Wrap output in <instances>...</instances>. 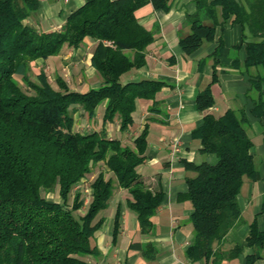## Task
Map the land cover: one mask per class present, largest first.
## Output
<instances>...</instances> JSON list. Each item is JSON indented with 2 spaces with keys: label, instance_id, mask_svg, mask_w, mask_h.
<instances>
[{
  "label": "trees",
  "instance_id": "1",
  "mask_svg": "<svg viewBox=\"0 0 264 264\" xmlns=\"http://www.w3.org/2000/svg\"><path fill=\"white\" fill-rule=\"evenodd\" d=\"M195 3L196 13L188 16L190 33L179 40L182 52L191 55L205 42L214 41L217 28L228 22L241 26L244 67L247 71L257 69L250 79V114L264 121V0ZM148 4L157 11L170 10V0H86L60 31L41 32L24 23L39 9L40 0H0V264H89L86 258L98 253L95 235L104 223L99 215L108 208L115 185L128 192L131 199L127 206L137 215L141 232L153 231L152 218L165 194L154 191L138 172L146 161L148 125L131 147L110 139L104 128L75 131L73 115L82 110L92 120L97 108L106 103L104 126L118 120L120 131L126 133L134 124L138 100L152 101L150 112L157 111L156 97L165 82H122L125 74L146 66L147 49L156 40L158 31L146 29L136 16ZM87 38L96 43L92 66L103 79L101 87L85 93L72 91L57 77L60 89L56 90L44 70L36 81L31 80L33 62L58 56L66 45L77 49ZM226 52L219 39L216 51L200 61L201 67L214 59V71L211 82L197 95V110L204 118L192 133L200 141V153L216 156L217 162H183L187 171L195 173L186 179L188 190L180 196L193 206L194 240L186 251L191 263L221 264L239 256L242 248L238 245L230 253L216 250V245L240 221L238 196L245 178L253 182L262 179L252 153L254 142L245 109H229L220 116L209 112L215 105L212 87L220 75L218 57ZM16 76L33 93L24 91ZM100 163L106 169L92 182L91 201L80 214L83 194L75 193L72 206L69 200ZM108 173L115 178H108ZM57 188L60 201L44 195ZM118 235L119 210L114 243ZM246 245L253 252L245 264L264 260V229L257 218ZM132 248L141 250L148 260L157 254L153 244H134Z\"/></svg>",
  "mask_w": 264,
  "mask_h": 264
},
{
  "label": "crops",
  "instance_id": "2",
  "mask_svg": "<svg viewBox=\"0 0 264 264\" xmlns=\"http://www.w3.org/2000/svg\"><path fill=\"white\" fill-rule=\"evenodd\" d=\"M85 3L86 0H40L39 9L24 23L41 32L60 31L67 18ZM196 11L195 0H170V10L167 12L155 10L152 4L136 12L141 25L148 30H157L158 33L155 35V42L147 49L146 66L125 74L122 82H165L156 97L157 111L150 112L152 101L138 100L133 114L134 124L126 133L120 131L118 120L104 126L106 103L97 108L96 116L92 120L83 111L87 123L95 131L104 128L110 139H119L131 147H134V140L148 125L146 161L138 168V172L154 191L165 194L162 206L152 218L153 231L143 234L137 215L127 206V201L131 199L128 192L115 185L108 208L99 215L104 223L95 235L98 253L86 258L89 264H207L205 260L191 263L186 259V251L194 240V227L191 223L193 206L188 200H180V196L188 190L186 179L195 176L194 172L185 169L184 161L196 164H213L217 161L214 155L200 153V141L194 139L192 133L202 124L204 118V113L197 110V95L211 82L214 71V59H209L201 67L200 61L216 51L219 39L223 40L228 52L218 57L220 64L217 69L220 75L219 81L212 87L215 105L209 112L220 116L229 109H245L250 121L249 135L254 142L252 153L262 177L256 182L244 181L238 196L240 221L228 232L224 241L216 245V250L224 253H230L238 245L242 252L235 258L223 260L221 264H245L246 257L253 252L246 245L251 224L257 218L260 228L264 229V121L250 114L253 98L252 94L249 96L250 79L257 74V69H245L243 31L241 26L231 22L224 28H217L214 41L205 42L191 55L184 54L179 40L182 35L190 33L188 16ZM207 24L210 22L207 21ZM237 46L240 48L236 49ZM95 47L96 43L87 38L77 49L66 45L58 56L40 59L32 65L42 67L41 70L48 75L52 86L50 77H60L53 71L55 68L62 71V79L70 90L85 93L103 85V79L92 66ZM54 88L59 90V86ZM176 140L181 142L182 147L181 152L174 155L173 145ZM118 210L119 235L114 243ZM134 244H153L157 250L156 257L151 260L144 258L141 250L132 248ZM256 264H264V260H258Z\"/></svg>",
  "mask_w": 264,
  "mask_h": 264
},
{
  "label": "rangeland",
  "instance_id": "3",
  "mask_svg": "<svg viewBox=\"0 0 264 264\" xmlns=\"http://www.w3.org/2000/svg\"><path fill=\"white\" fill-rule=\"evenodd\" d=\"M39 61V60H37ZM35 63V62H33ZM32 63V64H33ZM34 65V64H33ZM31 65V72H30V78L33 81L37 80V76L39 74V72L41 71V66L38 67V65L33 66ZM54 66V65H53ZM53 71H56L58 73V75L60 76V78H64V74L62 73V71H57L55 68ZM53 87H58L57 84V78L56 77H50ZM56 78V79H55ZM17 81L19 82V84L21 85V87L23 88L24 91L28 92V93H33L32 91H30L25 83L23 82L22 78L20 76H16ZM60 89V88H59ZM74 118H75V131L78 132H90V131H94L92 126H89V123H87V117L86 114H84L83 111H75V113H73ZM216 157V156H215ZM217 159V158H216ZM217 162V161H216ZM106 166L103 163L98 164L96 167L93 168L92 173H90L89 175L86 176V179L83 180V182L76 187V189L73 191L71 198L69 200V204L72 206L73 205V198L76 192H81L83 194V199H84V207L83 209L79 212L80 214H84L89 206V203L91 201V184L94 181V179L96 178V176L101 172V171H105ZM107 177H114L113 174L108 173ZM115 178V177H114ZM246 181H248V178H245ZM44 194V193H43ZM48 199L50 200H54V201H60V197H59V189L57 188L55 192L53 193H48V194H44Z\"/></svg>",
  "mask_w": 264,
  "mask_h": 264
},
{
  "label": "built area",
  "instance_id": "4",
  "mask_svg": "<svg viewBox=\"0 0 264 264\" xmlns=\"http://www.w3.org/2000/svg\"><path fill=\"white\" fill-rule=\"evenodd\" d=\"M181 147H182L181 142L179 140H176L173 145V154L177 155L178 153H180Z\"/></svg>",
  "mask_w": 264,
  "mask_h": 264
}]
</instances>
